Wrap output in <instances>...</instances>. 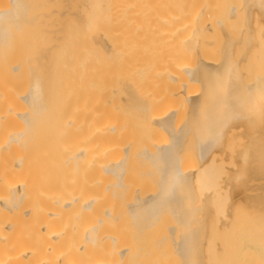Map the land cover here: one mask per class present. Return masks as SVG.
<instances>
[{
  "label": "bare ground",
  "instance_id": "1",
  "mask_svg": "<svg viewBox=\"0 0 264 264\" xmlns=\"http://www.w3.org/2000/svg\"><path fill=\"white\" fill-rule=\"evenodd\" d=\"M263 24L264 0H0V264H125L134 254L132 242L123 241L120 230L107 224L128 186L134 191L132 209L152 213L163 198L180 212L187 226L178 236V226L172 225L180 239L178 250L186 264H205L209 251L204 214L214 208L220 226L229 229L230 210L243 203V193L248 197L258 188L264 173ZM132 33L137 45L132 68L150 72L151 83L167 91L132 98L152 126L144 133L138 156L159 161L162 184L155 194L140 195L133 177H125L134 142L133 137H122L125 124L101 119L95 101L81 131L69 106L76 92V69L81 70L79 81L102 90L106 64L117 55L123 36ZM216 38H221L219 44ZM64 69L69 71L62 73ZM191 78L202 86L194 95L182 88ZM122 79L127 85L129 76ZM61 82H66L62 92L70 102L55 116L57 144L31 148L36 142L31 143L30 135L38 132L39 121L31 119L38 114L37 100L49 96L52 89L47 85ZM175 94L188 103L185 125L195 137L200 161L196 169L178 163L180 135L159 140L154 130L171 126ZM19 100L32 101L34 115L20 110ZM17 117L25 119V128L14 127ZM229 147H236L235 152L241 147L229 155L236 166L226 180L232 185L231 200L223 195L226 178L219 166ZM30 152L35 154L30 170L34 185L23 173ZM82 163L84 172L79 173ZM108 173L115 175L112 183L105 182ZM75 187H85V196ZM29 194L33 197L25 202ZM259 204L262 201L251 196L249 207L256 210ZM73 207L90 216L81 239L74 234L76 222L54 224ZM22 213L36 222L21 224ZM173 233L172 240L177 239ZM81 251L84 258L79 257Z\"/></svg>",
  "mask_w": 264,
  "mask_h": 264
},
{
  "label": "rangeland",
  "instance_id": "2",
  "mask_svg": "<svg viewBox=\"0 0 264 264\" xmlns=\"http://www.w3.org/2000/svg\"><path fill=\"white\" fill-rule=\"evenodd\" d=\"M219 41H221V38H218V40L216 38L214 40V42L217 44H219ZM136 46V34L132 33L123 36L120 50L117 52L116 56L113 54L109 64H106L107 67L101 74L104 79V88L102 90L99 88V86H97V89H93L91 86H89L88 81H79L77 78H79V73L81 70L76 69L74 74L75 80L73 81V83H75L73 88L76 90V92L74 99L72 103L69 104V106L72 105L73 107L72 112L77 116L76 123L79 130L81 131H84L86 121L89 119L88 116L92 107V102L95 101L98 106L100 105L99 108H96V111L98 112V115L101 119L119 121L125 124L122 137L130 136L134 139L132 147L129 151V157L125 164L126 167L124 168L125 177L128 179L133 177V181H129H131L132 184L136 186L135 192L139 193L140 195H144L148 193H157L158 188L162 184L161 171L158 160L142 161L138 156L140 146L144 140V133L148 130H151L152 126L141 114L142 109L134 106L132 98H134V94L153 95L154 92L165 94L167 91L165 88L160 87L159 85L155 86V84L151 83L153 76L150 72L140 71L132 68L131 63L136 54ZM217 51L218 49H216V52ZM216 52L214 54H216ZM136 58L138 59V56H136ZM67 71H69V69H64L61 72L66 73ZM125 75L129 76L127 85L122 79V77ZM65 83L66 82H61L57 85H47V88L50 90L52 89V91L49 92V96L43 99L40 98L39 101L37 100L38 114H35L36 116L34 115V112L33 114L30 112V108L33 106L32 101H17V105L20 110H26L27 114L30 112V114L35 116L34 117L29 114L31 119L34 120L33 123H35V121H39V124H37L38 132L36 134L33 133L30 135V137L33 139L31 143L33 144L36 142L34 146L32 145L31 147L30 145L31 148L45 150L47 147L56 146L58 141L59 123L55 121V116L57 118L61 107H68V103L70 102L68 99L64 98V94L62 92V90L67 87ZM200 85V80L198 78H191L187 80L186 85L182 88L187 93L190 92L191 95H194L198 89L199 91L201 90L200 87L202 86ZM54 88H57V92L53 91ZM171 104L176 108L172 119V124L169 128H154L156 131V136L159 138V140L170 141L171 135L173 133L178 137L180 135L179 143L176 145V154L179 161L178 163L192 166V169H196L194 167L200 165V161L197 156V146L195 143L194 134L190 129V126H186L188 121L187 100L182 95L177 96L175 94ZM14 123V127L16 129H23L26 127L25 119L17 117L14 120ZM179 131H182V133H178ZM82 136L83 134H81L80 139H82ZM229 148V150L226 149L224 152V154L226 152H229V154L227 153L228 155L226 154V156L224 154L220 155L221 157L219 156L220 158L218 161L221 163V161H223V157L225 156L224 161L221 163L222 165L219 164L222 172L221 176L223 179L226 178L221 183V186L223 188V195L231 200L233 195L232 185L229 186V183L227 184L226 180L228 174L230 173L229 175H231L234 172V169L236 170V166L233 163L234 160L232 161L234 158L230 159V157L235 152L236 147L235 150L231 149V147ZM239 148L237 151L240 150ZM231 150H233L232 154ZM230 154L231 156H229ZM56 155H54V159H57L58 161L59 155ZM34 158L35 154H31L30 152L23 172L25 180L29 182L30 185L36 184L35 175H33V173L30 171L32 167L35 168L33 163ZM43 158H45V160H49L51 157L50 154L47 155L43 151ZM79 169V173L84 172L83 163ZM142 172H145L146 174L143 175ZM60 176L61 172L58 169V178H60ZM104 178L106 183H112L115 179V175L108 173L104 176ZM126 178H124L125 181L128 180ZM241 181L243 184H245L243 179H241ZM82 185L83 184H80V186ZM257 186L258 188L251 192L248 197L246 196V193H243L241 197L243 203L241 205L238 203L236 207H239L230 210L231 217L233 218H231L230 221H233H229L231 224H229L230 226L228 225V227H230L229 229H223L222 226H220V222L218 221V217L220 215L214 212V208L208 210L209 212L204 214V217L207 219L204 227L208 236V245L206 246L209 251L208 255L206 254L207 257L205 261L206 263L204 262L205 264H239L242 260L241 258L244 259L242 260L243 263L241 262L242 264L246 263L247 261H249L250 264H264V173L262 178L257 182ZM129 187L130 186H128L125 190L123 189V198L119 200L116 209H114L112 212L114 219L107 224L108 227H111L114 230H120L123 241L126 240L130 243L132 242L131 246L133 247H131V249L133 248L132 250L134 251V254L128 257L131 261L128 260V262L126 261L125 264H129V261L130 264H141L142 262V264H157L155 262L151 263L152 260H156L157 262L158 260L162 262L169 260L170 264H186L185 258L183 256L184 254H182V250L181 252L178 250L177 246V242L180 240L178 239V236L180 233H184L183 228L187 226L185 222H181L182 216L180 212H178V210L172 206L168 200L163 198H160L158 207L154 208L152 213H149L148 209H142L140 211H138L136 208L132 209L130 201L131 194H133L134 191ZM76 190L78 191H75L77 194L82 197L85 196V187L76 188ZM207 195H209V193ZM251 196H254L258 198V200L262 201V205L259 204L260 207L258 206V208L261 209L257 208L258 210H255V208L249 207ZM32 197L33 196L29 194L24 201L29 202ZM228 205L229 204H227V206ZM250 208L253 211H251ZM69 211L70 212L61 213V217L54 221V224L56 226L65 225L66 222L68 223V220L76 222L75 227L78 228L74 229V234H80L81 239L85 232L84 228L86 227L90 216L86 211L79 207H73ZM18 216L20 217L21 224L36 222V219L31 221L27 217V214L22 213V215L18 214ZM30 217L35 218V216ZM148 219H152V222L150 221L149 223ZM172 225L178 226V236L177 232L175 231L176 228ZM171 226V234L174 231L173 235L176 232L175 235L177 236V239H174L176 240L175 243L174 240H172L173 238L169 230L171 229L169 228ZM159 237H162V239H159ZM63 242L61 241L59 243ZM137 254H139V257ZM79 257L84 258V251H81Z\"/></svg>",
  "mask_w": 264,
  "mask_h": 264
}]
</instances>
